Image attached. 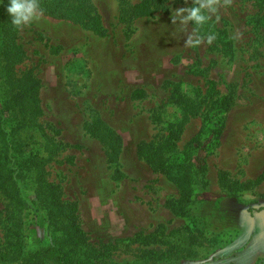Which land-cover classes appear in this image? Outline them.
Here are the masks:
<instances>
[{
    "label": "rangeland",
    "instance_id": "rangeland-1",
    "mask_svg": "<svg viewBox=\"0 0 264 264\" xmlns=\"http://www.w3.org/2000/svg\"><path fill=\"white\" fill-rule=\"evenodd\" d=\"M93 1L106 28L103 36L46 14L20 30L26 54L16 69L32 70L41 80L39 122L45 134L34 131L30 139L32 133H24L21 140L46 158L44 175L53 185L52 193H45L33 181L36 176L31 178L37 175L35 166L24 170L26 249L65 235V215L52 204L53 193L73 209L88 242L103 251L95 259L98 264H133L143 248L168 247L133 243L141 232L188 246L187 222L174 212L178 187L139 156L138 145L157 141L167 133L166 122L181 118L176 91L198 92L202 102L203 116L185 123L177 144L182 150L202 128L211 98L234 89L235 104L225 114L218 140L209 143L211 154L196 152L207 164L209 183L197 209L207 220V239L191 242L192 257L155 264H264V211L246 212L264 207V181L241 190L220 180V171L226 170L245 178L251 155H264V0H234L221 11L219 23L205 26L204 31L216 33L214 43L195 49L183 47V37L171 36V11L186 6L184 0L130 21L120 19L118 0ZM235 33L238 39H231ZM211 82L215 90L209 93ZM101 124L121 137L117 161L87 129ZM29 153L21 151L16 158ZM30 180L35 183L27 184ZM7 214V199L0 194V249ZM214 236L217 241H210Z\"/></svg>",
    "mask_w": 264,
    "mask_h": 264
},
{
    "label": "trees",
    "instance_id": "trees-1",
    "mask_svg": "<svg viewBox=\"0 0 264 264\" xmlns=\"http://www.w3.org/2000/svg\"><path fill=\"white\" fill-rule=\"evenodd\" d=\"M182 1L140 0L131 3L130 0H118L119 17L123 21H130L136 17L151 16L157 11H167L172 4ZM8 3L9 0L0 3V194L7 199L8 209L4 245L0 249V264H98L95 259L102 256L103 251L88 242L86 233L73 219V209L68 210L56 193H53L54 202H51L56 207L57 213L60 211L65 215L62 220L66 224L65 235L61 240L57 239L38 249H26L24 241L26 221L22 214L29 205L22 196L21 184L25 183L27 176L24 170L30 165L35 166L37 175H32L31 178L36 176V179L32 180L39 182L45 193H52L53 185L44 175L46 158L39 156V151L30 147L29 142L21 140V135L24 133L38 131L41 135H45L39 122V116L43 113L40 97L42 83L32 70L20 72L16 69V65L25 57L26 51L19 42L20 30L12 26L11 17L6 12ZM42 6L45 9L44 14L48 16L77 23L101 36L106 33L102 15L93 0H42ZM210 88L209 93L215 90L214 82L210 83ZM199 95L198 92L184 95L176 91L174 100L181 108V118L166 122L167 133L161 134L157 141H142L138 145L139 156L155 170L165 172L178 187L179 198L175 202L174 212L187 222L185 230L189 238L186 241L188 246L165 240L153 232L137 233L132 239L133 243L149 246L163 242L162 244H167L168 247L143 248L138 256L140 260L133 261V264H155L169 259L192 257L196 250L190 246L191 242L195 240L201 243L199 240L207 239L205 235L207 220L197 211L203 201L202 190L209 183L207 164L204 158L196 157V152L204 150L207 155L211 154L213 148L209 147V143L213 139L218 140L225 114L235 104V90L211 98L202 128L182 150H179L177 144L185 123L191 116L198 114L203 116L202 102L197 99ZM87 129L99 139L107 157L111 161H117V152L122 148L121 137L106 124H101V127H87ZM29 136L31 139L33 133ZM51 148L46 147L45 150ZM27 150L30 153L26 159L16 158L17 153ZM123 175L118 171V178ZM32 180L27 184L35 183ZM220 180L223 186L243 190L262 182L264 173L256 179L241 182L231 178L227 171H220ZM262 211L264 207L246 209L251 215ZM216 238L211 237L210 241ZM132 242L124 244L125 247L127 248Z\"/></svg>",
    "mask_w": 264,
    "mask_h": 264
},
{
    "label": "clouds",
    "instance_id": "clouds-1",
    "mask_svg": "<svg viewBox=\"0 0 264 264\" xmlns=\"http://www.w3.org/2000/svg\"><path fill=\"white\" fill-rule=\"evenodd\" d=\"M234 0H184L186 6L171 11L173 38H184L183 47L198 48L202 45H212L217 39L213 31H204L210 22L219 23L221 11L228 10ZM6 12L11 17V24L16 30H23L38 23L44 16L45 9L42 0H9ZM235 33L231 39H238Z\"/></svg>",
    "mask_w": 264,
    "mask_h": 264
},
{
    "label": "crops",
    "instance_id": "crops-1",
    "mask_svg": "<svg viewBox=\"0 0 264 264\" xmlns=\"http://www.w3.org/2000/svg\"><path fill=\"white\" fill-rule=\"evenodd\" d=\"M226 171L228 172L231 178L239 180L241 182L256 179L261 174L264 173V155H251V157L249 158L248 168L245 169V172H246L245 178L240 179L239 177H236L234 174H232L230 170H226Z\"/></svg>",
    "mask_w": 264,
    "mask_h": 264
}]
</instances>
